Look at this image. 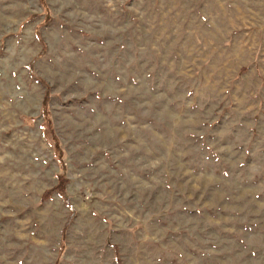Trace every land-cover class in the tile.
<instances>
[{
  "label": "rangeland",
  "instance_id": "rangeland-1",
  "mask_svg": "<svg viewBox=\"0 0 264 264\" xmlns=\"http://www.w3.org/2000/svg\"><path fill=\"white\" fill-rule=\"evenodd\" d=\"M0 264H264V0H0Z\"/></svg>",
  "mask_w": 264,
  "mask_h": 264
},
{
  "label": "trees",
  "instance_id": "trees-1",
  "mask_svg": "<svg viewBox=\"0 0 264 264\" xmlns=\"http://www.w3.org/2000/svg\"><path fill=\"white\" fill-rule=\"evenodd\" d=\"M30 67H31V66H30ZM47 97H48V95L46 94V95L44 96V103L46 102ZM47 122L49 123V121H47ZM66 183H67V180H66L63 176H59V177H58V181H57V184H56L55 189H56L58 192H62V191L65 189ZM48 194H49V193H48ZM45 195L47 196V193H45Z\"/></svg>",
  "mask_w": 264,
  "mask_h": 264
}]
</instances>
